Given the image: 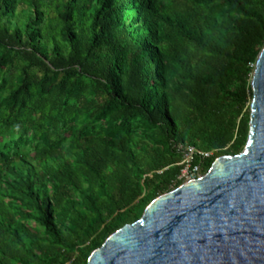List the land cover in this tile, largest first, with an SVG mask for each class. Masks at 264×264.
Listing matches in <instances>:
<instances>
[{"label":"trees","instance_id":"trees-1","mask_svg":"<svg viewBox=\"0 0 264 264\" xmlns=\"http://www.w3.org/2000/svg\"><path fill=\"white\" fill-rule=\"evenodd\" d=\"M264 0H0V264H89L242 153Z\"/></svg>","mask_w":264,"mask_h":264},{"label":"water","instance_id":"water-1","mask_svg":"<svg viewBox=\"0 0 264 264\" xmlns=\"http://www.w3.org/2000/svg\"><path fill=\"white\" fill-rule=\"evenodd\" d=\"M251 86L244 151L156 198L89 264H264V47Z\"/></svg>","mask_w":264,"mask_h":264},{"label":"built area","instance_id":"built-area-1","mask_svg":"<svg viewBox=\"0 0 264 264\" xmlns=\"http://www.w3.org/2000/svg\"><path fill=\"white\" fill-rule=\"evenodd\" d=\"M213 156L212 152H204L195 147H189L186 150L185 159L183 164L185 165L184 170L182 171V175L180 179H184L185 182L198 179L202 176V168L201 166H194L193 162L196 157L201 158V161L206 159H210Z\"/></svg>","mask_w":264,"mask_h":264},{"label":"rangeland","instance_id":"rangeland-1","mask_svg":"<svg viewBox=\"0 0 264 264\" xmlns=\"http://www.w3.org/2000/svg\"><path fill=\"white\" fill-rule=\"evenodd\" d=\"M252 100H253V97L250 99L249 103H248V110L250 111L251 109V104H252ZM206 173H202V175H204Z\"/></svg>","mask_w":264,"mask_h":264}]
</instances>
